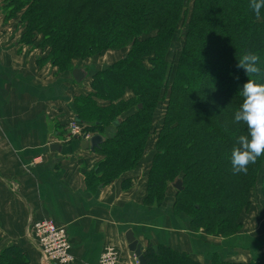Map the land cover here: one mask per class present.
Returning <instances> with one entry per match:
<instances>
[{"label":"trees","instance_id":"1","mask_svg":"<svg viewBox=\"0 0 264 264\" xmlns=\"http://www.w3.org/2000/svg\"><path fill=\"white\" fill-rule=\"evenodd\" d=\"M4 10L7 19L21 14L23 44L47 50L38 63L60 72L125 52L92 73L90 91L74 94L84 132L107 136L85 172L90 190L123 178L127 191L141 169L145 203L161 206L181 182L174 212L193 230L224 238L241 231L258 184L264 195V156L246 174L232 169V149L247 133L234 121L246 76L237 65L246 53L258 55L261 72L251 80L264 83V10L254 14L250 0H7ZM144 254L148 264H202L165 244L149 243ZM0 264L33 263L12 244ZM210 264L263 263L215 256Z\"/></svg>","mask_w":264,"mask_h":264},{"label":"crops","instance_id":"2","mask_svg":"<svg viewBox=\"0 0 264 264\" xmlns=\"http://www.w3.org/2000/svg\"><path fill=\"white\" fill-rule=\"evenodd\" d=\"M4 23V22H3ZM0 23V251L8 245L23 247L33 264H41L40 251L28 235L30 219L51 218L66 227L75 264H99L109 246L120 253L118 264H135L126 233L135 232L144 250L149 243L165 244L187 252L202 264L217 256L231 261L256 260L264 264V195L258 184L251 207L242 216L244 230L229 237L211 236L192 229L185 214L174 212L175 188H169L161 206L144 201L147 188L140 169L132 187L118 179L90 190L85 172L97 152L83 147V139H62L75 118L74 94L91 90V76L125 56L107 51L83 61L86 76L76 82L72 71L42 65V52L22 43V30L14 21ZM21 26V25H20ZM14 36V37H13ZM8 38H16L7 42ZM22 52V53H21ZM108 135L114 133L108 129ZM106 139V135H101ZM58 144L61 150H52ZM88 162V169L82 165ZM87 165V164H86ZM130 176V177H131ZM262 179L259 183L261 184Z\"/></svg>","mask_w":264,"mask_h":264},{"label":"clouds","instance_id":"3","mask_svg":"<svg viewBox=\"0 0 264 264\" xmlns=\"http://www.w3.org/2000/svg\"><path fill=\"white\" fill-rule=\"evenodd\" d=\"M250 9L257 16L264 10V0H250ZM260 57L246 53L238 67L249 75L261 72ZM242 103L234 113V121L246 126L247 133L238 137V147L232 149L230 162L235 173H247L248 166L264 156V83L247 79L241 89Z\"/></svg>","mask_w":264,"mask_h":264},{"label":"built area","instance_id":"4","mask_svg":"<svg viewBox=\"0 0 264 264\" xmlns=\"http://www.w3.org/2000/svg\"><path fill=\"white\" fill-rule=\"evenodd\" d=\"M68 130L69 134L64 141L76 136L86 139L92 136L91 133H85L83 126L75 119L68 125ZM27 233L40 251L41 264L76 263L66 227L59 226L53 219L48 217L39 220L30 219ZM119 258V251L111 245L102 254L99 264H118ZM134 262L139 264L138 260Z\"/></svg>","mask_w":264,"mask_h":264},{"label":"water","instance_id":"5","mask_svg":"<svg viewBox=\"0 0 264 264\" xmlns=\"http://www.w3.org/2000/svg\"><path fill=\"white\" fill-rule=\"evenodd\" d=\"M72 75L74 77V79L76 80V82L78 83H82V81L84 80L86 73L83 72V70L81 68H75L72 71ZM77 119V117H76ZM78 120V119H77ZM75 139H80L79 136H76ZM105 140V138H103L100 134H96L94 136H92L90 139H86V137L83 138V147L85 149H91V150H95L97 149L100 144H102V142ZM52 150H61V146L58 144H54L51 146ZM175 189L181 190L182 186H181V182H178L177 184H175ZM126 240L128 243V248L130 251V255L136 260L139 261V264H148L146 262V258H145V250L143 247V244L136 238L135 236V232L131 229L126 233Z\"/></svg>","mask_w":264,"mask_h":264},{"label":"rangeland","instance_id":"6","mask_svg":"<svg viewBox=\"0 0 264 264\" xmlns=\"http://www.w3.org/2000/svg\"><path fill=\"white\" fill-rule=\"evenodd\" d=\"M7 2V0H0V23H7V24H4V26H3V28H1V29H3V30H6V28L5 27H7V28H9V27H12V26H9L8 25V23L9 22H11V21H14V23L13 24H15L16 25V29L14 28V27H12V31H14V30H19V29H23V25H22V23L20 22V17H21V14H19V15H17L16 17H12V19L11 18H6L5 16H6V13L7 12H5L6 10H4L3 11V7H5V3ZM21 25V26H20ZM22 32H23V30H22ZM14 37V36H13ZM16 40V38H8V40H7V42H13V41H15ZM34 47V49H39L38 50V52L39 51H41L42 52V50L44 51V52H42V54H44L45 53V49H43V48H41V47H38V46H35V45H33ZM40 49H42V50H40ZM22 53V52H21ZM47 54V53H46ZM46 54H45V56H46ZM82 62H78L77 63V66L79 65L80 66V64H81ZM82 65V64H81ZM78 66V67H79ZM259 67H261V64H259ZM256 76H258V75H256ZM254 76L253 75H249L248 77H247V75L244 77V79H243V84L244 83H246L247 82V79H252ZM241 84H242V82H241ZM243 84L241 85V86H243ZM236 85H238V84H236ZM240 86V88H238V89H240V91H241V89H242V87ZM236 87H238V86H236ZM86 92V91H85ZM57 131H59L60 132V134H61V137H62V139H64V138H66L67 136H68V134H69V130L67 129L66 130V132L65 131H63L61 128H58V130ZM155 139H154V136H152L151 137V144L149 145V147H148V151H147V153H150L151 152V148H153L152 146H153V141H154ZM146 153V154H147ZM96 160H95V162L92 164V168H89V169H93V167H95V165L98 163V160L100 159V157L98 156V155H96L95 157H94ZM87 164V165H86ZM86 164H84V165H82V167L84 168L85 166H86V168L88 169V162L86 161ZM170 188H172V187H170ZM175 188V187H174ZM253 192H255L254 190L252 191V193H251V195L253 194ZM250 207H251V205H250ZM250 209V208H249ZM246 212H248V211H243L242 212V214H241V220H242V215L243 214H245ZM200 230H202V231H204L206 234H207V232L204 230V228H201ZM242 230H244V225H242V229H241V231ZM196 231V230H195ZM239 233V232H238ZM208 235H210V234H208ZM211 236H215V235H211ZM217 236V235H216ZM219 237H222V236H219ZM249 261V260H248Z\"/></svg>","mask_w":264,"mask_h":264}]
</instances>
